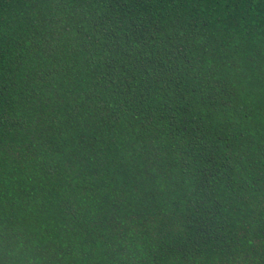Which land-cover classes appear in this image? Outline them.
Listing matches in <instances>:
<instances>
[{
    "label": "trees",
    "instance_id": "1",
    "mask_svg": "<svg viewBox=\"0 0 264 264\" xmlns=\"http://www.w3.org/2000/svg\"><path fill=\"white\" fill-rule=\"evenodd\" d=\"M0 264H264V0H0Z\"/></svg>",
    "mask_w": 264,
    "mask_h": 264
}]
</instances>
